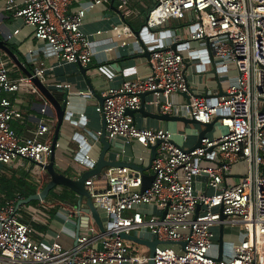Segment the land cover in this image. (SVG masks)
Wrapping results in <instances>:
<instances>
[{"label":"built area","instance_id":"obj_1","mask_svg":"<svg viewBox=\"0 0 264 264\" xmlns=\"http://www.w3.org/2000/svg\"><path fill=\"white\" fill-rule=\"evenodd\" d=\"M75 1L25 0L21 5L17 0H5V7L32 26L35 37L46 40L60 59L86 66L93 59L95 43L82 29L86 9L72 10ZM117 1L122 16L129 17L134 0ZM154 2L143 37L151 51L149 75L108 87L97 106L106 121L109 139L123 137L145 146L161 140L152 162L155 177L150 187L142 191L143 173L128 165L109 166L103 172L105 178L86 180L87 188L113 216L101 247L96 244L95 226H90L92 234L79 235L74 248H65L56 241L49 248L43 247L33 238V227L18 210L19 196L5 199L0 204V264H147L149 255L133 251L119 235L140 228L150 229L160 240L186 243L181 250L157 246L154 264H264V0ZM171 18L189 20L190 39L206 40L209 47H214L222 73L232 67L237 71L236 81L228 85L226 94L191 95L185 105L190 117L208 123L220 116L217 123L225 128L218 135H206L193 149L175 143L170 130L138 126L128 113L140 108L145 92L155 94L151 103L164 112L173 107V93H189L185 50L192 58L211 61L210 48L194 49L181 34H176L170 44L165 42V38L173 36L170 29L159 31L157 36L156 27ZM120 29L114 27L119 34ZM123 29L130 30L129 26ZM214 37L216 42L209 41ZM175 42L178 46L173 50ZM34 75L44 78L45 69H35ZM21 89L40 93L32 77H12L0 54V172L1 165L30 160L48 174L44 166L52 154L55 120L45 115L51 104L47 100L42 107L44 116L37 125V136L24 139L11 124L22 117V112L3 95ZM89 132L93 139H99L100 133ZM43 135L48 137L42 139ZM84 158L90 159L88 154ZM240 161L245 162L246 173L232 184H225ZM203 173L208 174V190H198L194 185L193 177ZM152 203L160 207L161 214H126L137 205ZM221 207L227 215L225 219H221ZM69 216H74L73 211ZM217 223L242 225L246 232L232 256L222 260L211 252L212 227Z\"/></svg>","mask_w":264,"mask_h":264},{"label":"crops","instance_id":"obj_2","mask_svg":"<svg viewBox=\"0 0 264 264\" xmlns=\"http://www.w3.org/2000/svg\"><path fill=\"white\" fill-rule=\"evenodd\" d=\"M24 1L17 0L21 5ZM154 4V0H134L130 4L132 14L124 18L118 8L117 0H103L98 3L96 0H76L72 5V10L86 9L82 29L87 37L95 43L93 59L86 65L87 71L84 73L82 66L85 65L60 59L46 40L35 37L32 26L28 25L22 17L16 16L13 10L7 9L5 0H0V39H5L10 46L12 45L11 48L28 68L45 69L42 80L57 98L62 100L65 90L69 91V115L72 118L65 121L56 149L55 166L58 171L75 175L72 173L73 170H76L73 167L79 171L87 168L86 165L77 160L78 153L88 154L92 161H95L100 155L103 147L100 137L97 140L93 139L89 135V131L102 132L104 117L97 111V106L102 103L103 91L111 86L117 87L127 79H140L149 75V57L144 55L146 48L135 34L134 29L141 30ZM115 26L122 27L120 34L114 30ZM126 26H129V31L123 29ZM169 29L173 36L165 38L166 44L172 43L176 34H181L185 40H189L194 49L210 48L206 40L190 39L191 28L188 19L171 18L161 26L156 27L155 30L159 36V31ZM204 51L207 52V50ZM0 54L7 61L12 77L26 75L5 51L0 49ZM184 54V70L189 84V93H173L170 97L173 107L168 112L172 115L189 117L190 115L185 109V105L189 102V96L209 97L216 92H225L228 85L236 81L237 71L232 67L229 72L222 73L216 57H214L216 62L214 65L212 60L207 62L202 57L192 58L188 49L185 50ZM90 82L93 88H90ZM3 95L9 97L22 112V117L15 118L11 122L18 135L24 139L37 136V125L41 117L44 116L42 107L48 99L41 91L34 93L28 89L4 92ZM154 97L153 92L145 96L146 110L144 112L136 111V124L140 127L170 130L175 143L185 148L194 146L198 142L199 133L203 126L183 120H167L149 115L146 111L157 114L159 112L165 113L159 106L151 103ZM50 104L48 114L45 116L55 120L52 133L54 137L58 120L56 111L51 102ZM224 130L225 128L217 123L207 135L215 136ZM81 135L84 138H81ZM47 137L48 135H43L41 138L46 139ZM80 141H85L91 145V148L83 151L82 149L86 150L87 147ZM109 141L115 149L110 153L111 158L113 155L115 159L125 160L140 166L149 165L152 155L151 146H145L138 141H127L123 137H116L109 139ZM1 168L0 175L6 178H12L15 181L25 178L30 182L32 181L37 186L36 193L40 192L50 179L48 174H45L39 166L30 160L1 165ZM150 173H153L152 167ZM245 173V162L236 163L233 173L226 177L225 184H232ZM206 185V180L203 177L197 178L195 181V187L198 190H206ZM211 191L209 189V192ZM15 196H19L18 203L26 198L18 193ZM2 197L0 199H7ZM76 200L77 196L73 191L57 187L50 192L45 200H32L29 203H22L18 206V210L33 227V238L45 248H49L55 241L61 243L65 248H74L78 233L79 235L92 234L90 226L96 227V244L101 247V239L104 235L109 234L108 228H106L107 232L103 233L93 220L88 224L83 219L85 213L72 204ZM71 211L74 213L72 217L69 216ZM135 211L146 214L162 213L160 207L152 203L137 205L134 209L127 210L126 214L132 215ZM223 225V258H229L234 253L235 246L245 239L246 232L242 225L229 223H223ZM212 230L214 237L211 252L213 255H217L221 223L213 225ZM131 233L149 240L157 238L148 228L133 230ZM127 242L133 251L143 255H146L147 252L149 255L147 245L131 240H127ZM160 245H170L177 250L182 249V245L179 243Z\"/></svg>","mask_w":264,"mask_h":264},{"label":"water","instance_id":"obj_3","mask_svg":"<svg viewBox=\"0 0 264 264\" xmlns=\"http://www.w3.org/2000/svg\"><path fill=\"white\" fill-rule=\"evenodd\" d=\"M114 1V0H113ZM147 26V22L144 24V26L141 28V30L134 29L135 34L137 37L142 41L144 44L146 50L144 55L150 57L151 51L146 46L143 37L144 35V29ZM146 31H148L146 29ZM209 41H217V38H210ZM177 43L172 44V49H177ZM0 49L5 51L14 61L15 63L24 71V73L27 76L32 77L33 82L35 85L39 88V90L43 93V95L52 103L56 114H57V125L54 131V137H53V144H52V154L50 158V162L47 163L44 167L50 177L49 181L46 183L44 188L37 193H33L26 197L25 199H22L19 201L18 206H20L22 203H29L32 200H45L51 191L57 189V187H61L62 189H70L75 193L77 196L76 202H73L72 204L74 206H77L80 210H82L85 213V217L83 218L87 223L89 224L91 220H93L99 227V229L104 233L107 232L108 225H111L113 223V216L109 215L107 210L101 205L100 201L93 196V194L90 192V190L86 186V180L90 177L96 176L97 178H105V174L103 173L105 169L109 166H125L128 165L134 169L139 170L143 173L144 182L142 185V191H144L146 188L150 187L152 181L154 180V173H150V168L152 167V162L155 159L157 155V148L159 144L161 143V140H157L156 143L151 144L152 148V155L149 162V165L147 166H140L132 162H128L125 160H119L115 159L112 155V158L110 157L111 151L115 150L112 146L111 142L107 138V132H106V121L103 120V129L100 133V141L103 145L100 155L97 157L95 161H92L90 159H83L85 154L83 152L78 153L76 156L77 160L86 165L87 168H84L82 170H73L72 173L75 175L66 174L64 172H60L56 169L55 163H56V149L58 146L59 138L63 129V126L65 125V121L72 118L69 114V91L66 89L63 99H59L56 97V95L51 91V89L48 87V85L42 80V78L35 74V70L32 68H28L18 57V55L15 53V51L11 48L8 41L5 39H0ZM210 56L213 64L215 65V58H214V47L210 46ZM81 65V64H80ZM82 71L85 73L87 71L86 66H82ZM188 83V82H187ZM90 88H93L91 82L89 83ZM189 85V84H188ZM221 87V85H220ZM93 90V89H92ZM152 92V91H151ZM150 92H145L142 94V104L140 108L138 109H130L128 110V113L133 115L135 117L136 111H142L144 112L146 110V99L145 96ZM186 93V92H185ZM188 94V93H186ZM221 94H226V91H222ZM190 99V96L188 97ZM103 101V98L101 99V102ZM264 110V106H263ZM149 115L167 119V120H183L186 122L196 123L203 126V129L199 133L198 142L190 147V149H193L194 147H197L201 144V140L203 137H205L210 131L213 130L215 124H217L220 116L214 117V119L208 123L201 122L197 120L194 117H187L186 115H172L169 112H159L157 113H151L146 111ZM74 120V119H73ZM81 138H84L83 135H81ZM81 140V139H80ZM79 141V140H78ZM82 144L86 145L87 149H82L83 151H87L91 148V145L85 143V141H80ZM71 173V174H72ZM203 177L206 180V184L208 183V174L203 173L201 175H196L193 177L194 179V185L197 178ZM206 189L208 190V186L206 185ZM200 206H198L197 212L200 209ZM221 219L227 218V215L223 212V208L221 207ZM167 213V210L164 211L163 217ZM109 223V224H108ZM111 234L115 235V232H112ZM119 235L126 239L131 241H136L142 244H145L149 247V260L147 264H154V255L156 252L157 246L163 243H179L182 246H185V241H165L160 240L158 238L154 240L144 239L142 237H139L133 233H126L121 232ZM79 237V233L77 234V238ZM77 244V241H76ZM223 247H224V225L221 223V230H220V236H219V251L218 254L215 255V258L217 260L223 259Z\"/></svg>","mask_w":264,"mask_h":264},{"label":"trees","instance_id":"obj_4","mask_svg":"<svg viewBox=\"0 0 264 264\" xmlns=\"http://www.w3.org/2000/svg\"><path fill=\"white\" fill-rule=\"evenodd\" d=\"M36 191L37 186L32 181L30 182L25 178L15 181L12 178H6L0 175V198H3L2 196L11 198L17 193L21 194V196L28 197L30 194L36 193ZM3 201L4 199H0V204Z\"/></svg>","mask_w":264,"mask_h":264},{"label":"rangeland","instance_id":"obj_5","mask_svg":"<svg viewBox=\"0 0 264 264\" xmlns=\"http://www.w3.org/2000/svg\"><path fill=\"white\" fill-rule=\"evenodd\" d=\"M261 104H262V103H261ZM145 254H146V255H148V253H147V252H146Z\"/></svg>","mask_w":264,"mask_h":264}]
</instances>
